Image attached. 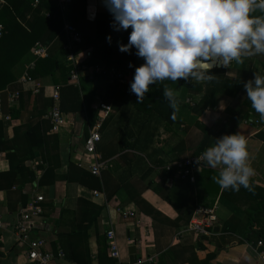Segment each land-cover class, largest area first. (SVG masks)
Here are the masks:
<instances>
[{
  "label": "crops",
  "instance_id": "obj_1",
  "mask_svg": "<svg viewBox=\"0 0 264 264\" xmlns=\"http://www.w3.org/2000/svg\"><path fill=\"white\" fill-rule=\"evenodd\" d=\"M79 8L80 0H72L67 6V19L78 23L76 12ZM106 10L104 0H87V18L95 14L94 19L88 18L90 21ZM18 17L26 22L30 14L24 11ZM67 40L63 26L56 40L47 44L48 56L59 52ZM90 48L93 51L94 48ZM231 66L264 75V55L246 58L243 63L233 61ZM86 79L80 84L84 101L91 99L92 117L99 113L100 100L113 110L105 119L97 144V153L106 163L97 179L79 176L81 168L91 172L87 162L85 166L78 163L82 158L87 160L84 144L90 126L86 110H62L66 124L54 132L47 117L51 106L47 107L37 119L36 136L28 140L23 130L16 131L15 127L38 116L41 110L37 109L35 96L27 94L32 91L31 86L17 80L0 90V95H4V113L11 116L7 120L0 114V264H31L27 244L18 240L14 226L21 207L35 194H43L45 201L44 212L37 217L32 236L44 239L50 251H64L65 256L55 259V264H108L105 257L108 250L104 255L100 252L103 235L111 223L116 231L122 264H161L160 258L163 264L204 261V264H264L254 248L255 243L240 235L247 232L250 212L261 199L252 187L264 188V132L256 131L247 123L241 127L247 132L249 163L255 170L250 180L251 191L241 187L239 191L226 190L225 194L221 188L216 194L218 184L213 183V175L203 171L204 168L197 171L198 183L179 180L172 185V181L167 180L166 184L162 181L167 176L162 161L167 164L191 155L203 127L213 128L225 122L229 115L228 104L238 106L247 93L242 90L234 98L223 96L220 105L213 110L208 108L203 117L193 113L185 124L174 123L176 132L170 135L157 113L147 114L137 108L136 95L130 90L133 78L124 84H100L98 80ZM54 85L44 87V97L49 103ZM18 89L22 96L10 106L7 90ZM67 97H71V104L67 105L72 106L73 91H67ZM12 108L17 116L9 112ZM121 138L124 139L122 146ZM15 145L17 150L14 151L21 157L32 150L33 157L25 161L34 174L32 180L28 179L26 170L22 172L11 167L5 148L13 149ZM214 170L219 171L218 168ZM69 173L77 179L68 180ZM165 187H173L170 200L164 197ZM94 190L101 194L94 195ZM199 205H217L218 231L213 229L210 234L198 236L188 229ZM99 207H102L100 212ZM120 207L135 209L136 215L125 218L118 211ZM225 220L238 231L225 232ZM259 225L264 226V218Z\"/></svg>",
  "mask_w": 264,
  "mask_h": 264
},
{
  "label": "trees",
  "instance_id": "obj_2",
  "mask_svg": "<svg viewBox=\"0 0 264 264\" xmlns=\"http://www.w3.org/2000/svg\"><path fill=\"white\" fill-rule=\"evenodd\" d=\"M33 2L34 0H5L0 3V24L3 25V32L0 35V90L6 89L9 84L19 80L25 72L26 65L35 60L33 48L36 42L41 40L46 44H52L64 26L57 0H41L37 7L33 6ZM24 11L30 14V18L26 22H23V20L18 17L19 15L21 16ZM48 11L51 12L50 17L45 15ZM76 14L78 15V23L73 21L72 23L82 32L83 42L74 45L75 53L93 47V56L90 63H102L106 66L114 65L126 73V81L130 82L131 78H134L136 67L145 63L143 58L136 55L137 50L134 47L130 49L129 52H122L119 50L120 44H128L132 29L115 30L113 27L114 17L108 8L105 12L98 14L94 21H90L87 18V0H80V8ZM253 15H264V13L257 10ZM108 37H111L110 42ZM64 44L56 54L38 58L35 68L30 72L33 78L40 81L43 86L38 93L32 91L27 92L29 96H35L38 105L37 109H41L38 110L39 115L35 117L32 116L28 122L15 127L16 131L22 129L24 136L28 140H32V138L36 136V131L39 126L37 119L46 112L47 107L53 104L52 98L51 103H49L44 97V87L48 84L61 86V110H86L89 114V126H91L97 118L92 117L91 114V99L90 101H84L81 84L80 86H76L70 80L72 65L67 60L68 53L63 48ZM129 64H131L132 67H129ZM211 74L217 76V78L211 82H186L184 80L173 82L171 80H165L150 85L149 92L145 95L142 103H137L136 97L135 103L137 108L147 114L157 113L164 120L165 131L170 135H174L176 132L173 129L174 123L180 122L185 124L187 120H189V117L193 116V113H196V116H198L208 108H216L218 106L219 97L229 96L230 98H234L240 91L244 90V92H246L243 86L244 82L254 78L250 71L236 70L231 65L228 68L212 71ZM83 79L84 82L87 81L85 77ZM165 85L173 89L177 93L179 99V111L176 113L175 119L172 118L173 109L163 96ZM67 91L68 93L73 91V95L75 96L72 106L67 105L71 104V97L70 99L68 98L69 96L67 97ZM1 95L3 98V93ZM188 99L192 101V104L187 102ZM2 100H4V98ZM227 109L229 115L225 122L213 128L203 127L200 132V137L197 139L196 149H192L193 152L191 155L203 153L207 148L215 145V139L223 135L236 133L245 137L247 132H243L241 127L245 125L247 123L246 121L252 116L259 115L251 107V102L247 98V95L238 106L231 107L228 104ZM9 112L15 114V109L12 108ZM15 116L17 115L15 114ZM18 132H16V134ZM123 140L124 139L121 138V146L123 145ZM128 145L131 144L128 143ZM5 149L8 150L7 157L11 162V167L19 169L22 172L26 170L28 179L32 180L34 174L25 165V161L33 157L32 150L30 153L21 157L18 151L17 153L15 152L17 150L16 145L13 149ZM162 162L165 165L166 161ZM203 171L210 172L213 177L219 175V171L216 172V170L211 169V167H206ZM79 176H88L96 179L98 177L82 168L79 169ZM168 178L169 177L165 175L162 180L164 184H166ZM67 179L76 180L77 177L69 173ZM198 180L199 177L196 179V183H198ZM180 181L173 179L172 185ZM213 183H215L214 180ZM252 188L255 190L254 193L259 195L261 199L250 212L247 232L241 233L240 235L243 239L253 241L257 244L259 241H264V226L259 225L260 221L264 218V188L259 186H253ZM172 189L173 187H165V199L170 200L169 193H171ZM220 191L221 187L218 185L215 193L218 194ZM109 198L110 197H108V199ZM100 208L102 209V207H99V212L101 211ZM191 217L192 214L189 215V220ZM96 219L97 217L94 218V220ZM223 229L225 232L230 233L238 231L236 226H231L226 220ZM102 242L103 247L100 253L104 255L108 250L106 232L103 235ZM102 255L100 256L102 257ZM106 255L105 257L108 260V264H114V260L109 254L108 256ZM160 262L161 264L164 263L163 258H160ZM204 262L200 264H204Z\"/></svg>",
  "mask_w": 264,
  "mask_h": 264
},
{
  "label": "clouds",
  "instance_id": "obj_3",
  "mask_svg": "<svg viewBox=\"0 0 264 264\" xmlns=\"http://www.w3.org/2000/svg\"><path fill=\"white\" fill-rule=\"evenodd\" d=\"M119 31L131 28L128 44L119 50L136 55L145 63L135 69L130 90L142 103L149 86L171 80L211 82L216 67L228 68L234 61L264 55V0H104ZM109 42L111 37H108ZM129 67H132L129 64ZM244 82L251 107L264 122V75L258 72ZM164 98L179 111L177 93L164 86ZM247 139L238 134L223 135L207 148L203 161L219 169L214 181L224 190L251 189L255 170L249 163Z\"/></svg>",
  "mask_w": 264,
  "mask_h": 264
},
{
  "label": "built area",
  "instance_id": "obj_4",
  "mask_svg": "<svg viewBox=\"0 0 264 264\" xmlns=\"http://www.w3.org/2000/svg\"><path fill=\"white\" fill-rule=\"evenodd\" d=\"M41 0H34L33 6L37 7ZM72 0H57L58 7L63 18L64 30L68 35V40L64 44V50L67 51V60L71 63L72 69L70 71V80L77 86H80L81 80L85 77L90 80H98L100 84L103 83H126V73L118 69L114 65L106 66L102 63H90L93 56L91 48L84 49L82 52L75 53L74 45L83 42V34L78 27L67 19V6ZM47 17L51 16V12H46ZM88 18H95V14L88 15ZM3 32V25L0 24V35ZM35 60L26 65L24 74L20 77L19 81L23 84H29L34 93H38L42 85L36 81L31 75V71L35 68L36 60L38 58L47 57V44L43 41H37L33 48ZM83 55V57H81ZM21 90H7V101L10 106L20 98ZM51 98L53 104L47 117L51 120L52 130L54 132L66 124V118L60 108L61 101V86L54 85L52 87ZM187 102L192 103L189 99ZM99 113L95 122L89 127V133L85 138L84 155L86 161L82 158L78 161L79 166H85L88 163V168L94 175H101L102 169L106 166L105 161H102L97 153V144L101 140V128L105 122L106 117L113 111L112 107L100 100L97 104ZM0 114H3L7 120L11 119L10 114L4 113L3 101L0 95ZM253 126L256 131L264 132V122L259 118V115L252 116L246 121ZM202 153L187 155L181 157L173 162L167 163L163 166L164 171L167 173L168 182L171 183L173 179L188 181L191 183L196 182L197 171L208 167L203 161L201 164L197 163V157ZM100 191L94 190V195L99 196ZM45 196L43 194H35L27 203H25L18 215L15 222L14 230L19 241L27 244V257L31 264H55V259L63 258L65 253L62 249L57 252L47 249L44 239H37L32 236L33 225L37 217L44 212ZM217 205L205 206L199 205L194 212L193 217L188 223V229L196 233L198 236L207 235L213 232L217 221ZM118 211L125 218H131L136 215V210L129 207H120ZM106 237L108 243L109 256L114 260V264H122L121 251L117 240L116 231L112 223L106 230ZM252 245V244H250ZM254 246V245H252ZM256 252L264 259V241H259L254 246Z\"/></svg>",
  "mask_w": 264,
  "mask_h": 264
},
{
  "label": "rangeland",
  "instance_id": "obj_5",
  "mask_svg": "<svg viewBox=\"0 0 264 264\" xmlns=\"http://www.w3.org/2000/svg\"><path fill=\"white\" fill-rule=\"evenodd\" d=\"M225 67H216V68H214L212 71H216V70H220V69H224ZM178 92H179V90H178ZM221 100H222V97L220 98H218V106L220 105V102H221ZM191 101V100H190ZM217 106V107H218ZM209 109H214V108H209ZM207 110V109H206ZM206 110L200 115V117H203L204 116V114H205V112H206ZM219 114V113H218ZM220 115V114H219Z\"/></svg>",
  "mask_w": 264,
  "mask_h": 264
},
{
  "label": "water",
  "instance_id": "obj_6",
  "mask_svg": "<svg viewBox=\"0 0 264 264\" xmlns=\"http://www.w3.org/2000/svg\"><path fill=\"white\" fill-rule=\"evenodd\" d=\"M216 231H218L219 230V227L218 226H215V228H214Z\"/></svg>",
  "mask_w": 264,
  "mask_h": 264
}]
</instances>
